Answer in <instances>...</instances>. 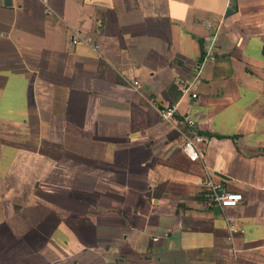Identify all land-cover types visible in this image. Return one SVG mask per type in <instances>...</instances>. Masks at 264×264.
I'll use <instances>...</instances> for the list:
<instances>
[{"label": "crops", "instance_id": "crops-1", "mask_svg": "<svg viewBox=\"0 0 264 264\" xmlns=\"http://www.w3.org/2000/svg\"><path fill=\"white\" fill-rule=\"evenodd\" d=\"M0 264H264V0H0Z\"/></svg>", "mask_w": 264, "mask_h": 264}, {"label": "built area", "instance_id": "built-area-1", "mask_svg": "<svg viewBox=\"0 0 264 264\" xmlns=\"http://www.w3.org/2000/svg\"><path fill=\"white\" fill-rule=\"evenodd\" d=\"M205 25L211 28L209 23H205ZM73 40H75V42L82 41L91 45L95 50L99 48L97 44H93L91 38H85L79 33L73 36ZM208 60H214V56L207 55L206 58L203 59L204 62ZM131 84L136 90H139L141 87L138 81H133ZM193 98L196 99L197 95L194 94ZM159 113L163 122L176 127V129L183 134V152L192 161L200 160L203 157L202 145L206 142V139L197 131L196 122L190 118L183 117L177 104L163 106L159 109ZM204 196L209 206H216L220 209L235 207L243 200V195L241 193L228 191L223 183L217 182L211 175H207L205 178ZM226 220L229 230L228 238L232 241L236 234L242 233V230L235 225L232 219L227 218Z\"/></svg>", "mask_w": 264, "mask_h": 264}, {"label": "water", "instance_id": "water-1", "mask_svg": "<svg viewBox=\"0 0 264 264\" xmlns=\"http://www.w3.org/2000/svg\"><path fill=\"white\" fill-rule=\"evenodd\" d=\"M12 3V0H5V5L10 6Z\"/></svg>", "mask_w": 264, "mask_h": 264}]
</instances>
